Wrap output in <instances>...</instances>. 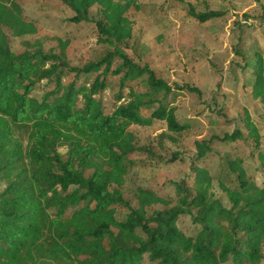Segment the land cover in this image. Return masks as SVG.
<instances>
[{
  "label": "trees",
  "instance_id": "16d2710c",
  "mask_svg": "<svg viewBox=\"0 0 264 264\" xmlns=\"http://www.w3.org/2000/svg\"><path fill=\"white\" fill-rule=\"evenodd\" d=\"M55 1L71 13L67 22L95 28L102 51L80 67L69 64L68 41H59L57 53L46 51L41 39L14 52L7 33L32 37L40 27L25 19L19 0H0V264H261L264 149L249 113L231 133L194 142L175 199L137 187L133 204L125 182L143 149L131 127L161 123L170 134L187 132L176 103L200 92L170 85L142 60L145 47L134 39L129 18L139 10L137 0ZM188 14L199 23L223 17L191 7ZM234 54L250 76L251 98L264 110L262 52L252 46ZM107 91L109 112L102 100ZM251 143L246 156L214 151L218 144ZM215 155L222 160L216 179L205 164ZM182 219L191 231L180 227Z\"/></svg>",
  "mask_w": 264,
  "mask_h": 264
},
{
  "label": "rangeland",
  "instance_id": "374dc122",
  "mask_svg": "<svg viewBox=\"0 0 264 264\" xmlns=\"http://www.w3.org/2000/svg\"><path fill=\"white\" fill-rule=\"evenodd\" d=\"M19 2L25 19L36 22L40 33L20 39L7 33L12 51H21L23 42L41 39L46 51L56 50L57 53L59 41H68L66 56L73 67H80L101 54L102 50L95 44V28L91 24L67 22L71 13L60 3L55 0ZM137 5L139 10L129 13V18L134 39L145 47L142 60L170 85H188L196 88L200 96L188 94L176 103L177 120L189 125L187 132L170 134L161 123L145 128L131 127L138 147L143 149L133 156L139 164L129 172L125 182L124 196L133 204L137 187L175 199L174 184L188 174L194 142L231 133L244 111L257 125L264 149V110L251 98L250 76L240 72L241 63L234 54L235 49L256 46L264 59V0H137ZM189 7L195 13L216 11L223 17L199 23L188 16ZM91 14H95V9ZM129 55L138 62L131 53ZM40 91L38 87L36 94L40 95ZM112 98L108 91L103 94L106 112L111 108ZM220 112L225 118H219ZM253 145L218 144L214 151L220 157L228 154L246 156ZM216 155L205 162L214 179L222 161ZM172 157L177 161L171 162ZM142 163L145 167L140 166ZM2 186L0 183V188ZM213 191L227 207L226 198L218 190L215 180ZM179 225L183 230L191 231L188 219H182ZM261 264H264V258Z\"/></svg>",
  "mask_w": 264,
  "mask_h": 264
}]
</instances>
